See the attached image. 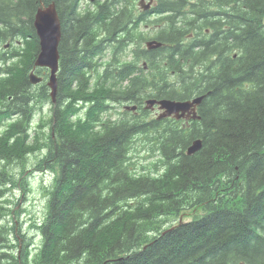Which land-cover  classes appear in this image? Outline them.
<instances>
[{
    "label": "trees",
    "instance_id": "1",
    "mask_svg": "<svg viewBox=\"0 0 264 264\" xmlns=\"http://www.w3.org/2000/svg\"><path fill=\"white\" fill-rule=\"evenodd\" d=\"M86 1L0 0V264H264V0L217 12L202 0L147 11ZM50 2L61 25L54 102L46 68L39 83L28 78L34 14ZM149 15L159 29L148 39L163 43L152 49ZM201 95L189 120L149 118L143 104ZM112 103L136 109L112 117ZM46 104L48 121L33 125ZM149 133L158 160L138 166L131 147ZM31 153L52 179L29 256L2 217L15 212L4 196L18 182L7 166Z\"/></svg>",
    "mask_w": 264,
    "mask_h": 264
},
{
    "label": "rangeland",
    "instance_id": "2",
    "mask_svg": "<svg viewBox=\"0 0 264 264\" xmlns=\"http://www.w3.org/2000/svg\"><path fill=\"white\" fill-rule=\"evenodd\" d=\"M92 2L93 0H89V5ZM135 3L137 8L139 9L138 0H135ZM85 5H88V1L82 0L81 6ZM148 19L152 20L153 23L147 21L145 24H143L144 26L141 27L143 29V35L146 37L145 41L148 40L149 37L154 36L159 29L157 21H154L157 18L154 19V16L149 15ZM190 36L191 34L188 35V37ZM107 56L108 55L105 56L104 60L108 59ZM111 105H114V107L109 111V114L112 117H121L122 112L124 110L123 104L112 103ZM156 115V110H149V112L147 113V117L149 118L154 117ZM49 117L50 104L41 105L39 106V108H37L35 112L33 125H36L35 123L40 121L42 118L48 121ZM150 135L151 133H149L147 137L141 136L135 138V140L133 141L131 147V155L133 157V160H135L138 164V166L148 165L153 167L156 160H158L157 155L153 154L150 150ZM38 156L39 154L34 155L31 153L26 156V161H24V165L16 162V164H11L7 166V168L9 169V173L12 175L11 177L13 178L14 176L18 182L15 183V186L11 187V185H9L11 188L6 192L4 196V199H9V203L6 204V207L12 208L15 212H8L5 216L2 217V222L5 225H8L9 227L15 226V231L19 238L18 241H13V243L16 245L15 249L18 250L19 248H21L25 240L30 242L27 245L29 256L35 253L40 243V236L38 232L31 228V222L33 220H38L43 217L46 204L45 188L49 187L52 179V175L51 173H49L48 170H37L33 167ZM160 167L161 166H158V168ZM23 183H25L26 187L28 188V190H25L24 192L22 186L19 187ZM180 217H183L185 219L187 217V214H182ZM174 221L175 218L170 217L167 222L169 223ZM11 231L13 232L14 230ZM19 253L20 252L18 251L17 254ZM30 262V264H33V261Z\"/></svg>",
    "mask_w": 264,
    "mask_h": 264
},
{
    "label": "water",
    "instance_id": "3",
    "mask_svg": "<svg viewBox=\"0 0 264 264\" xmlns=\"http://www.w3.org/2000/svg\"><path fill=\"white\" fill-rule=\"evenodd\" d=\"M152 0L143 4L144 0H139V5L143 9H148ZM33 26L38 37L39 51L34 59L33 68L28 73L29 81L36 84L42 80V77L35 72V67H46L48 77L46 84L49 87V95L52 101H55L57 92V71L59 65L58 45L61 38L60 18L55 8L54 2L47 5L41 4L34 14ZM163 43L157 40L146 42L148 49L160 47ZM202 95L187 100H173L168 98L146 100L145 108L152 109L154 104H158V109L162 110L159 117L173 116L176 119L180 117L199 118L196 114V105L201 101ZM126 108L135 109V106H126ZM201 146V141L195 139L187 147V154H192Z\"/></svg>",
    "mask_w": 264,
    "mask_h": 264
},
{
    "label": "flooded vegetation",
    "instance_id": "4",
    "mask_svg": "<svg viewBox=\"0 0 264 264\" xmlns=\"http://www.w3.org/2000/svg\"><path fill=\"white\" fill-rule=\"evenodd\" d=\"M145 1L146 0H144L143 4H145ZM147 2H148V0H147ZM202 2H204V5L211 8V10H213V12L219 11L220 8L228 9L230 5H233V7H234L235 3H236L235 0H234V2H233V0L231 2H228V0H202ZM155 4H156V0H152L150 3L151 7L154 6ZM150 8L146 9V11L149 10ZM217 8H218V10H216ZM212 18L215 19L214 16Z\"/></svg>",
    "mask_w": 264,
    "mask_h": 264
}]
</instances>
